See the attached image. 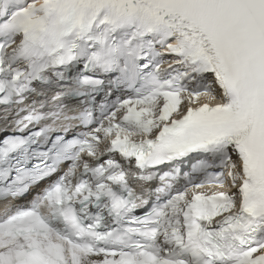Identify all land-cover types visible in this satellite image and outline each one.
Listing matches in <instances>:
<instances>
[{
  "label": "snow or ice",
  "instance_id": "1",
  "mask_svg": "<svg viewBox=\"0 0 264 264\" xmlns=\"http://www.w3.org/2000/svg\"><path fill=\"white\" fill-rule=\"evenodd\" d=\"M0 133V264H264V0H0Z\"/></svg>",
  "mask_w": 264,
  "mask_h": 264
}]
</instances>
